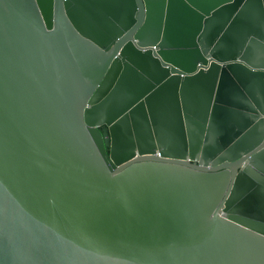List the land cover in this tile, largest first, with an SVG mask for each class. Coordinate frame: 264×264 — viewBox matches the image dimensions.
Wrapping results in <instances>:
<instances>
[{"label": "water", "instance_id": "water-1", "mask_svg": "<svg viewBox=\"0 0 264 264\" xmlns=\"http://www.w3.org/2000/svg\"><path fill=\"white\" fill-rule=\"evenodd\" d=\"M0 264H264V0H0Z\"/></svg>", "mask_w": 264, "mask_h": 264}]
</instances>
